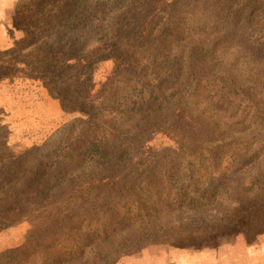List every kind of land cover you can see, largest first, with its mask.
Wrapping results in <instances>:
<instances>
[{
  "label": "rangeland",
  "instance_id": "1",
  "mask_svg": "<svg viewBox=\"0 0 264 264\" xmlns=\"http://www.w3.org/2000/svg\"><path fill=\"white\" fill-rule=\"evenodd\" d=\"M0 264H264V0H0Z\"/></svg>",
  "mask_w": 264,
  "mask_h": 264
}]
</instances>
